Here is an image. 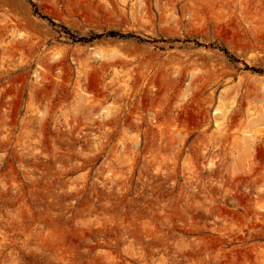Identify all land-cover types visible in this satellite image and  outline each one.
Listing matches in <instances>:
<instances>
[{"label":"rangeland","instance_id":"obj_1","mask_svg":"<svg viewBox=\"0 0 264 264\" xmlns=\"http://www.w3.org/2000/svg\"><path fill=\"white\" fill-rule=\"evenodd\" d=\"M0 264H264V0H0Z\"/></svg>","mask_w":264,"mask_h":264}]
</instances>
